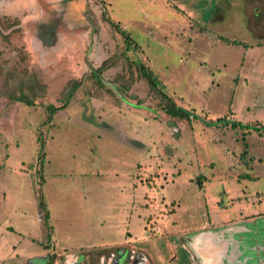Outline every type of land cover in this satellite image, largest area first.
<instances>
[{"label": "rangeland", "instance_id": "obj_1", "mask_svg": "<svg viewBox=\"0 0 264 264\" xmlns=\"http://www.w3.org/2000/svg\"><path fill=\"white\" fill-rule=\"evenodd\" d=\"M47 1L0 0V264L126 243L198 264L194 239L226 232L264 264V3ZM139 64L191 116H167ZM19 78L45 94L12 99Z\"/></svg>", "mask_w": 264, "mask_h": 264}, {"label": "flooded vegetation", "instance_id": "obj_2", "mask_svg": "<svg viewBox=\"0 0 264 264\" xmlns=\"http://www.w3.org/2000/svg\"><path fill=\"white\" fill-rule=\"evenodd\" d=\"M51 27H55V24H52ZM55 40L56 37H52V41ZM52 45L54 44L52 43L50 46ZM90 69L96 73L95 68L90 67ZM226 234L227 237L222 238L221 241H216V243L213 242L214 238L212 239V234L208 235L206 233L199 235L198 238L196 237L194 239V248L196 253L194 252L193 254L191 253V255H189L194 261L196 260V257L194 256L199 257L197 260L198 264H213L216 262V258L219 254H224L225 257L223 258H227L229 261H227L228 263H224L223 260L220 259L221 264H243V259H239L240 257L234 254L236 249L233 248V244L235 242L232 241L231 246H229L230 235L229 232H226ZM183 248L186 249L185 247ZM222 249L224 251H222ZM236 253L238 254L239 252ZM96 256V259L94 258L95 260H93L89 259L85 253L78 252L75 254V256H73V261L71 262L65 263L64 260L57 262L59 264H154L150 253L146 248L129 243L120 246H111L106 250H102ZM213 259H215V261H213Z\"/></svg>", "mask_w": 264, "mask_h": 264}, {"label": "trees", "instance_id": "obj_3", "mask_svg": "<svg viewBox=\"0 0 264 264\" xmlns=\"http://www.w3.org/2000/svg\"><path fill=\"white\" fill-rule=\"evenodd\" d=\"M35 3H36V6L37 5L39 6V10L42 13L48 12L49 10H51V9L43 8V3H48L47 0H35ZM50 12H52V10ZM56 26L57 24H55V27H53L52 29H54L53 33H55L53 36L56 37L57 38L56 40L58 41V38H59L58 35L60 31L58 32L56 30L58 29V27ZM138 68H139L141 75L144 77L148 88L152 92H154L156 96L158 97L159 105L162 107V110L167 116L172 117V118H188L189 116H191L188 110L175 104L171 95L161 86L159 80L155 78V76H153V74L150 72L148 68H145V66L141 64H139ZM95 70L98 72L99 68ZM94 73L95 72H93L91 75L96 77L95 79L97 82L102 83V81L98 77L99 74H96V73L94 74ZM24 79L25 78H19L17 80V83L15 87L13 88L14 92L11 91L12 95L10 97L18 102L24 103L25 105H33L34 99L36 97H41L45 94V86L44 84L37 82L34 78H31V80H29V78L28 79L26 78L25 80ZM79 82H80V79L71 80L69 89L73 91L79 85ZM133 96H135L134 97L135 99H138L137 95H133ZM63 106L64 104L63 105L60 104L57 106H53L51 104L47 105L45 107V110L47 112V120L50 121L51 114L55 112L57 109L62 108ZM39 148H41V146Z\"/></svg>", "mask_w": 264, "mask_h": 264}, {"label": "water", "instance_id": "obj_4", "mask_svg": "<svg viewBox=\"0 0 264 264\" xmlns=\"http://www.w3.org/2000/svg\"><path fill=\"white\" fill-rule=\"evenodd\" d=\"M98 77H99V79L105 84V85H107V86H109V88L113 91V92H115L116 94H118V95H120V97H125V96H128V97H130V98H133L134 99V97H133V94H129L128 92H124V90L123 89H121V88H119V87H117V86H115V85H113V84H111V83H108V82H105L104 80H103V78L102 77H100V75H98ZM120 93V94H119ZM130 107H136V108H143V106H134V105H131V104H128ZM145 109V108H144ZM168 122H170V121H166V123H168Z\"/></svg>", "mask_w": 264, "mask_h": 264}, {"label": "crops", "instance_id": "obj_5", "mask_svg": "<svg viewBox=\"0 0 264 264\" xmlns=\"http://www.w3.org/2000/svg\"><path fill=\"white\" fill-rule=\"evenodd\" d=\"M246 1H247V2L244 3V5H245V4H248V0H246ZM244 2H245V1H244ZM257 2H262V3H264V0H259V1L257 0ZM260 5H261V4H260ZM263 9H264V8H260V7H259V8L257 9V12H258V11L260 12V11H262ZM58 36H59V35H58ZM59 37H60V36H59ZM56 39H57V38H56Z\"/></svg>", "mask_w": 264, "mask_h": 264}]
</instances>
